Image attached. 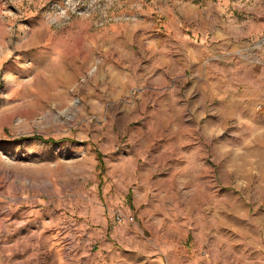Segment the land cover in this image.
Here are the masks:
<instances>
[{
    "label": "rangeland",
    "instance_id": "374dc122",
    "mask_svg": "<svg viewBox=\"0 0 264 264\" xmlns=\"http://www.w3.org/2000/svg\"><path fill=\"white\" fill-rule=\"evenodd\" d=\"M216 1L0 0V264H264V89L227 56L179 60ZM81 18L134 23L120 92L99 61L36 78Z\"/></svg>",
    "mask_w": 264,
    "mask_h": 264
},
{
    "label": "crops",
    "instance_id": "0c3cea01",
    "mask_svg": "<svg viewBox=\"0 0 264 264\" xmlns=\"http://www.w3.org/2000/svg\"><path fill=\"white\" fill-rule=\"evenodd\" d=\"M230 5L231 0H217L203 6L202 11L212 14L195 19L192 26L195 39L180 45L179 60L183 70L191 66L190 71H196L202 62L207 71L211 65L205 61L227 56L233 74L236 70H248V74L258 77L256 83L264 89V0H243L240 7L244 14L242 23L236 12L230 11ZM198 7L189 8L199 10ZM236 7L233 5L234 11ZM221 10L234 16L220 23L218 14ZM204 18L210 19V25L203 24ZM139 40L151 52L154 41L149 38ZM46 42L43 50L33 57L36 78L43 75L52 79L84 76L99 61L103 74L109 77L107 83L115 87L114 91L120 92L123 85L134 82V23L112 22L95 27L89 19L81 18L65 28L62 35L52 36ZM150 57L152 60L153 55ZM239 59L243 60L242 64H238Z\"/></svg>",
    "mask_w": 264,
    "mask_h": 264
},
{
    "label": "built area",
    "instance_id": "2783aa9c",
    "mask_svg": "<svg viewBox=\"0 0 264 264\" xmlns=\"http://www.w3.org/2000/svg\"><path fill=\"white\" fill-rule=\"evenodd\" d=\"M70 10V9H69Z\"/></svg>",
    "mask_w": 264,
    "mask_h": 264
}]
</instances>
